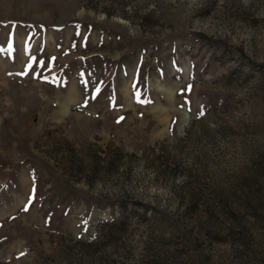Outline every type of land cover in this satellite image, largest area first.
I'll return each instance as SVG.
<instances>
[{
	"label": "rangeland",
	"instance_id": "374dc122",
	"mask_svg": "<svg viewBox=\"0 0 264 264\" xmlns=\"http://www.w3.org/2000/svg\"><path fill=\"white\" fill-rule=\"evenodd\" d=\"M0 264H264V0H0Z\"/></svg>",
	"mask_w": 264,
	"mask_h": 264
},
{
	"label": "snow or ice",
	"instance_id": "6c2138e0",
	"mask_svg": "<svg viewBox=\"0 0 264 264\" xmlns=\"http://www.w3.org/2000/svg\"><path fill=\"white\" fill-rule=\"evenodd\" d=\"M29 70H31V65L29 66ZM26 74V73H25ZM189 90H190V88H189ZM202 114V113H201Z\"/></svg>",
	"mask_w": 264,
	"mask_h": 264
}]
</instances>
